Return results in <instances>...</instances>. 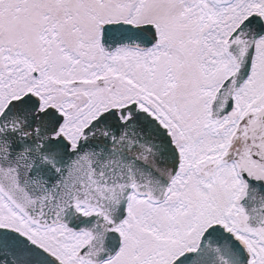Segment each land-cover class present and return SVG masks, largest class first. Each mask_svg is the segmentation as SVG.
Returning <instances> with one entry per match:
<instances>
[{"label":"snow or ice","instance_id":"obj_1","mask_svg":"<svg viewBox=\"0 0 264 264\" xmlns=\"http://www.w3.org/2000/svg\"><path fill=\"white\" fill-rule=\"evenodd\" d=\"M0 264H264V0H0Z\"/></svg>","mask_w":264,"mask_h":264}]
</instances>
